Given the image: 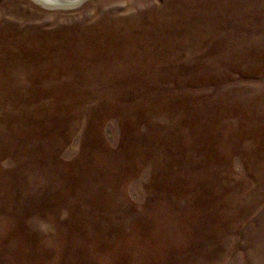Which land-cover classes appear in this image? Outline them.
Segmentation results:
<instances>
[{"label":"rangeland","instance_id":"obj_1","mask_svg":"<svg viewBox=\"0 0 264 264\" xmlns=\"http://www.w3.org/2000/svg\"><path fill=\"white\" fill-rule=\"evenodd\" d=\"M0 264H264V0H0Z\"/></svg>","mask_w":264,"mask_h":264},{"label":"bare ground","instance_id":"obj_2","mask_svg":"<svg viewBox=\"0 0 264 264\" xmlns=\"http://www.w3.org/2000/svg\"><path fill=\"white\" fill-rule=\"evenodd\" d=\"M45 1H48V2H54V1H59V2H70V0H45Z\"/></svg>","mask_w":264,"mask_h":264}]
</instances>
